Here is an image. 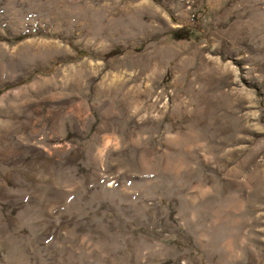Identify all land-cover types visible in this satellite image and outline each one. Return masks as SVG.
<instances>
[{"label":"rangeland","instance_id":"obj_1","mask_svg":"<svg viewBox=\"0 0 264 264\" xmlns=\"http://www.w3.org/2000/svg\"><path fill=\"white\" fill-rule=\"evenodd\" d=\"M0 264H264V0H0Z\"/></svg>","mask_w":264,"mask_h":264}]
</instances>
